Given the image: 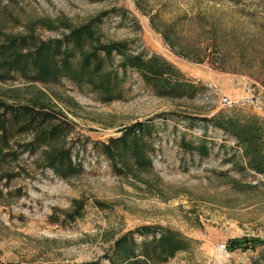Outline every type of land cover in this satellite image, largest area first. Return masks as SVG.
<instances>
[{
	"label": "rangeland",
	"instance_id": "1",
	"mask_svg": "<svg viewBox=\"0 0 264 264\" xmlns=\"http://www.w3.org/2000/svg\"><path fill=\"white\" fill-rule=\"evenodd\" d=\"M103 11L108 15L97 33L103 42L124 41L129 53L164 58L193 84L190 74L233 95L245 79L264 88V0H1L0 30L57 38ZM120 59L115 54L114 64ZM195 85L202 90L193 98L160 97L128 70L124 98L102 102L68 79L42 83L16 74L0 80V99L67 117L73 130L49 148L68 145L83 165L68 179L37 168L27 154L11 166L21 164L27 173L8 187L0 184L12 191L0 197V260L111 264L105 256L114 240L150 225L190 240L187 250L162 264H264V245L227 246L232 239L264 238V177L247 167L239 141L208 121L218 114L240 116L264 129V118L251 107L222 108ZM150 118L158 129L153 167L132 166L118 175L93 141ZM182 140H205L210 152L187 151ZM74 200H83L84 209L70 221L65 216Z\"/></svg>",
	"mask_w": 264,
	"mask_h": 264
},
{
	"label": "trees",
	"instance_id": "2",
	"mask_svg": "<svg viewBox=\"0 0 264 264\" xmlns=\"http://www.w3.org/2000/svg\"><path fill=\"white\" fill-rule=\"evenodd\" d=\"M1 4V0H0ZM107 11L87 22L70 27L60 37L43 39L34 30L25 34H5L0 30V80L6 81L16 74L33 82L50 83L68 79L80 88H87L102 102L124 98L123 83L128 70H135L144 84L160 97H195L202 86L184 77L164 58L150 59L129 53L124 41L103 42L97 33ZM121 59L114 64L113 56ZM240 116L218 114L208 121L234 136L243 146L247 167L264 177V129L258 120L243 122ZM73 124L60 112L29 103H9L0 99V184L7 187L23 172L11 168L19 163L23 154L34 157L37 168H51L64 179L78 175L83 165L76 162L73 149L68 145L49 148L61 136L71 133ZM157 126L152 118L136 120L121 127L106 141H93L95 150L104 155L118 175L132 166L148 169L154 165L153 142ZM187 151L208 155L210 146L202 140L198 144L181 141ZM18 192L21 193V188ZM0 189V197L11 194ZM83 200H74L73 209L65 219L75 221L82 215ZM57 220H54L56 222ZM139 237H142L139 240ZM264 245V238L232 239L228 249L256 248ZM190 240L167 228L157 229L143 225L123 233L114 240L106 258L111 264H162L178 252L187 250ZM0 264H22L3 262ZM28 264H101L88 262H30Z\"/></svg>",
	"mask_w": 264,
	"mask_h": 264
},
{
	"label": "built area",
	"instance_id": "3",
	"mask_svg": "<svg viewBox=\"0 0 264 264\" xmlns=\"http://www.w3.org/2000/svg\"><path fill=\"white\" fill-rule=\"evenodd\" d=\"M194 83L206 88V96L215 98L222 108L251 107L258 111L264 118V88L249 80L243 81L242 91L239 96H232L225 92L216 82L204 81L194 74L189 75ZM225 247V246H224Z\"/></svg>",
	"mask_w": 264,
	"mask_h": 264
},
{
	"label": "crops",
	"instance_id": "4",
	"mask_svg": "<svg viewBox=\"0 0 264 264\" xmlns=\"http://www.w3.org/2000/svg\"><path fill=\"white\" fill-rule=\"evenodd\" d=\"M242 87H243V84H242ZM242 87L240 88V91H235V92L239 93V94H237V95H233L232 89H229V88H228V89H225V88L223 89L222 87H221V88H222L225 92H227L228 94H230V95H232V96L235 97V96H239V95H240V92H241Z\"/></svg>",
	"mask_w": 264,
	"mask_h": 264
}]
</instances>
